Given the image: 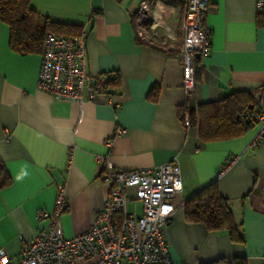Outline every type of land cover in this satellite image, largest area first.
Segmentation results:
<instances>
[{"label": "crops", "instance_id": "obj_1", "mask_svg": "<svg viewBox=\"0 0 264 264\" xmlns=\"http://www.w3.org/2000/svg\"><path fill=\"white\" fill-rule=\"evenodd\" d=\"M28 1L48 22L85 32L90 79L116 75L118 82L91 99L85 92L80 102L39 92L41 53L11 49L8 26L0 21V162L11 178L0 190V249L13 262L19 258L47 223L37 220L38 211L54 212L59 185L67 206L59 222L69 238L89 230L103 206L102 171L157 168L176 159L182 189L163 232L171 263L264 264V139L249 146L258 125L241 137L214 142L183 125L188 111L264 87V12L256 11L255 0H209L203 22L210 30V53L195 58L188 94L177 51L136 41L131 13L140 0ZM145 1L160 37L177 50L183 3ZM211 183L229 200L242 242H232L227 230L208 231L185 219V202Z\"/></svg>", "mask_w": 264, "mask_h": 264}, {"label": "built area", "instance_id": "obj_2", "mask_svg": "<svg viewBox=\"0 0 264 264\" xmlns=\"http://www.w3.org/2000/svg\"><path fill=\"white\" fill-rule=\"evenodd\" d=\"M180 1L184 14L182 41L177 50L160 37L159 24L151 19L145 0L138 2L131 15L139 44L177 51L182 88L188 94L194 87L195 56L207 57L210 53V30L203 22L209 0ZM255 9L264 12V0H255ZM105 82L102 77L90 79L87 75L85 32L76 36L45 35L36 81L39 92L80 102L85 92L91 99L95 87ZM255 118L258 130L249 144L252 148L264 139V112L255 111ZM183 125L189 126L188 116ZM100 161L97 157L96 162ZM101 181L107 194L89 230L69 238L63 236L59 218L67 206L64 186L59 185L54 212L39 210L36 216L38 221L46 220V225L37 229L16 261L0 249V264H79L90 260H94L92 264H172L163 232L175 212L172 200L182 189L176 159L143 170L107 168L101 173Z\"/></svg>", "mask_w": 264, "mask_h": 264}, {"label": "trees", "instance_id": "obj_3", "mask_svg": "<svg viewBox=\"0 0 264 264\" xmlns=\"http://www.w3.org/2000/svg\"><path fill=\"white\" fill-rule=\"evenodd\" d=\"M0 21L8 26L11 49L21 55L41 53L47 33L76 36L81 32L75 33L69 26L37 16L28 0H0ZM117 82L118 77L113 75L94 91L108 92ZM263 93L264 87L252 92H233L218 102L203 104L187 112L189 126L196 127L198 138L204 142L241 137L258 125L255 111L260 110ZM177 113L183 121L185 109L178 107ZM10 185L11 178L0 162V190ZM184 214L187 221L201 223L208 231L227 230L234 243L243 241L234 224L230 202L219 194L215 183L205 186L187 200Z\"/></svg>", "mask_w": 264, "mask_h": 264}, {"label": "water", "instance_id": "obj_4", "mask_svg": "<svg viewBox=\"0 0 264 264\" xmlns=\"http://www.w3.org/2000/svg\"><path fill=\"white\" fill-rule=\"evenodd\" d=\"M195 58H199V56H198V55H196V56H195Z\"/></svg>", "mask_w": 264, "mask_h": 264}]
</instances>
